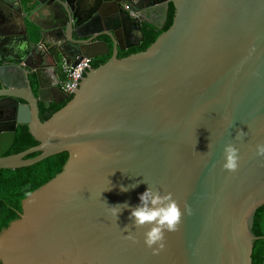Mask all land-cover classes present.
<instances>
[{
	"label": "water",
	"instance_id": "water-1",
	"mask_svg": "<svg viewBox=\"0 0 264 264\" xmlns=\"http://www.w3.org/2000/svg\"><path fill=\"white\" fill-rule=\"evenodd\" d=\"M127 2L0 0V264H259L264 0H166L132 5L134 16ZM41 8V39L61 62L89 59L70 93L49 85L65 99L40 119L47 102L26 79L43 86L23 19ZM139 27V47L116 51L137 44L116 40ZM227 144L239 149L234 172L222 167ZM148 186L184 212L155 254L147 225L126 238L131 208L117 220L110 211L135 207Z\"/></svg>",
	"mask_w": 264,
	"mask_h": 264
},
{
	"label": "clouds",
	"instance_id": "clouds-1",
	"mask_svg": "<svg viewBox=\"0 0 264 264\" xmlns=\"http://www.w3.org/2000/svg\"><path fill=\"white\" fill-rule=\"evenodd\" d=\"M244 135L241 129L238 138ZM256 153L258 156L264 157V143L257 144ZM239 149L234 144H227L224 147V163L222 167L234 172L239 166ZM137 185L120 186L122 192L128 191ZM140 203L135 207L130 206L127 202L110 207L111 214L118 219V214L125 208H131L129 220L130 225L125 226L127 239L135 240V236L128 231L129 226L134 228H143L146 225L147 230L144 233V243L155 253H158L164 247V239L166 232H174L181 223L182 212L180 205L173 198L171 192L161 193L160 190H154L148 186L146 190L139 194ZM185 212L191 214V209H185Z\"/></svg>",
	"mask_w": 264,
	"mask_h": 264
},
{
	"label": "flooded vegetation",
	"instance_id": "flooded-vegetation-1",
	"mask_svg": "<svg viewBox=\"0 0 264 264\" xmlns=\"http://www.w3.org/2000/svg\"><path fill=\"white\" fill-rule=\"evenodd\" d=\"M130 2L124 3L125 7H127L128 13L131 15L132 10L129 8L132 7V5H140V4H149L152 3L151 6L159 4L161 2H164L166 0H129ZM132 9V8H131ZM132 16V15H131ZM44 11L43 9H38L36 12L32 13L29 16V19L27 20L24 18V29L25 32L31 36V39L34 41L33 44V49H32V56L34 58L33 63H36L39 67L36 69L38 70V74L41 76V82L43 83V86L40 87L37 82V77L35 76L34 72H29L27 74V81L28 84L32 90V93L34 96L37 94V90L40 88L41 91H43V98L44 101L47 102V105H44L43 102L37 101L38 105V116L39 118H43V116L47 115L48 110L52 106H57L59 103H61L64 99L59 101L58 103H55L53 101V96H51V91L49 85L55 88L54 92L58 94V96H64L66 92H63L60 88V81H61V56L58 53V51L51 46L50 43L46 42V39H41V35L43 34L42 31L40 30L38 25H41L44 23ZM138 19L140 20H147L145 16V9L140 11V14L138 15ZM13 22L14 26L16 27L17 30V35L21 37L22 35V27H21V17L17 14L13 15ZM38 24V25H37ZM85 30L83 28L79 29V32H84ZM132 32V30H131ZM127 36V37H126ZM72 39L74 40H86L87 36L83 37H77V36H72ZM96 40H104L106 42V53L111 52L112 44L110 40L105 36V35H99L96 37ZM143 40V36L139 27V32H134L133 34L131 33V36L128 37L127 33H124L121 31L119 34V39H117V43L119 45L124 46L127 43H137L136 45H132L129 47H124L122 49L117 48L116 51L123 50V49H131L135 47H139L140 43ZM104 53V54H106ZM31 59H27L28 63L32 64ZM54 63V65H53ZM49 89V91H48ZM49 92H47V91ZM67 97V96H66ZM60 99V98H59ZM44 109V110H43ZM10 147V146H9ZM8 147V148H9ZM8 150V149H7ZM264 263V259L261 264Z\"/></svg>",
	"mask_w": 264,
	"mask_h": 264
},
{
	"label": "built area",
	"instance_id": "built-area-1",
	"mask_svg": "<svg viewBox=\"0 0 264 264\" xmlns=\"http://www.w3.org/2000/svg\"><path fill=\"white\" fill-rule=\"evenodd\" d=\"M131 15L134 16V13L131 12ZM87 59L89 58L81 57L78 62L73 65L66 64L64 61L61 62L60 68L62 77L60 88L63 92H71L74 86V80L77 77L79 70H83V65Z\"/></svg>",
	"mask_w": 264,
	"mask_h": 264
},
{
	"label": "trees",
	"instance_id": "trees-1",
	"mask_svg": "<svg viewBox=\"0 0 264 264\" xmlns=\"http://www.w3.org/2000/svg\"><path fill=\"white\" fill-rule=\"evenodd\" d=\"M56 106L54 105V106H52L49 110H48V112H47V115L55 108ZM44 110V109H43ZM46 116V115H45ZM44 117V116H43ZM13 143V142H12ZM263 236H264V232H263ZM264 239V238H263ZM263 259H264V256H263V258L261 259V261L259 262V264H261L262 263V261H263Z\"/></svg>",
	"mask_w": 264,
	"mask_h": 264
}]
</instances>
